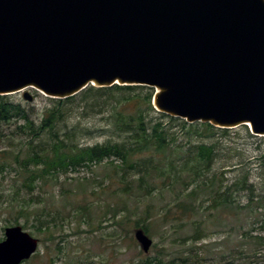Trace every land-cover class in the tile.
<instances>
[{"label":"water","instance_id":"1","mask_svg":"<svg viewBox=\"0 0 264 264\" xmlns=\"http://www.w3.org/2000/svg\"><path fill=\"white\" fill-rule=\"evenodd\" d=\"M154 88L156 111L264 137V0H0V95ZM134 238L143 252L152 239ZM38 238L6 226L0 264Z\"/></svg>","mask_w":264,"mask_h":264},{"label":"rangeland","instance_id":"2","mask_svg":"<svg viewBox=\"0 0 264 264\" xmlns=\"http://www.w3.org/2000/svg\"><path fill=\"white\" fill-rule=\"evenodd\" d=\"M30 92L31 101L24 99L22 92L7 95L9 100L28 108L32 118L38 120L49 101L43 94ZM72 126H78L76 140L80 144L115 138L106 131L100 115L88 118L73 113L60 123L58 132L62 134L65 127ZM14 130L15 122L0 126V240L4 228L16 224L38 238V249L21 264H264V244H258L257 239L258 235L264 239V229L260 227L264 206L239 209L238 205L248 201L245 191H234V211L209 208L206 190L192 200L178 195L180 190L185 192L181 182L167 185V180L162 184L160 178H155L152 182L156 188L146 193L137 186L138 174L126 172L130 170L126 165L125 171L119 169L107 159L91 167L58 172L38 180L29 189L22 183L23 166L14 158L17 154L19 161L24 159V138L16 137ZM227 130H217L212 136H183L180 132L176 144L180 146L155 157L169 155L179 166L181 176L189 181V167L195 155L188 154L185 159L190 161L183 167L184 159L180 156L190 147L183 143L187 139L192 142L191 147L202 141L213 143V159L201 176L208 185L216 173L220 181L215 185L222 183V191L223 186L249 168L250 181L262 189L264 173L258 155L264 151V137L248 133L249 128L242 125ZM113 161L123 164L120 158ZM201 178L195 180L199 182ZM125 182H130L128 194L122 193ZM181 200L183 206L177 205ZM136 222L146 225L152 239L147 252L134 238L135 229L141 228ZM199 227L202 230L195 233ZM197 234L200 237L196 238Z\"/></svg>","mask_w":264,"mask_h":264},{"label":"trees","instance_id":"3","mask_svg":"<svg viewBox=\"0 0 264 264\" xmlns=\"http://www.w3.org/2000/svg\"><path fill=\"white\" fill-rule=\"evenodd\" d=\"M153 93L154 88L146 85L113 84L104 87L89 85L65 98L46 96L49 105L45 106L38 120L32 118L28 108L9 100L8 95H0V126L15 122L16 137L24 138V159L19 161L17 154L14 155L16 162L21 164L25 171L22 183L32 189L40 179L58 172L76 170L80 166L91 167L107 159L119 169L124 170L123 165H126L130 169L126 172L138 174L137 186L144 189L146 193H151L153 188H156L152 181L160 178L162 184L167 180V185L181 182L185 192L180 190L178 195H184L192 200L202 190H206L211 202L209 208L219 207L234 211L237 208L234 205V191H245L248 196L245 205H238L239 209L251 210L258 207L257 205L264 206V186L259 189L255 182L250 181L249 168L243 169L240 176L231 184L223 186L225 188L222 191L219 190L222 183L215 185L218 180L220 181L216 173L210 185L205 178H201L213 159L215 153L213 143L202 141L192 147L190 139L183 143L185 147L190 146L180 156L184 159L183 167H186L190 161L185 157L190 153L195 155L191 160L193 164L189 167L188 174L191 178L189 181H185V178L181 176L178 171L179 166L173 163V158L169 155H164V158L155 157L159 153L165 154L173 146H180L176 144L183 133L212 136L217 130L226 133L228 128H219L209 122L188 123L179 117L157 112L152 104ZM73 113L78 117L88 118L100 115L101 120L105 122L106 131L112 132L115 138L109 137L102 142L88 145L80 144L76 140L78 126L65 127V131L62 134L59 133L60 123ZM164 118H166L165 121ZM242 126L248 129L246 125ZM261 142H264L263 138ZM113 158H120L123 164H114ZM258 159L259 167L264 173V151L258 155ZM199 178H201L199 182L195 180ZM170 179L173 182H169ZM130 182H125L122 193L130 192ZM257 189L260 191L256 192ZM182 203L181 200L177 202V205L183 206ZM136 223L147 234L146 225ZM40 224H45V221H40ZM260 227L264 229V218ZM201 230L199 227L195 233ZM199 235L195 237H200ZM257 239L260 242L258 244H264L262 236L258 235Z\"/></svg>","mask_w":264,"mask_h":264}]
</instances>
